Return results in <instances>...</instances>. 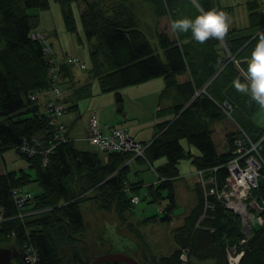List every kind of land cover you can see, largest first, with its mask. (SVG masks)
Instances as JSON below:
<instances>
[{"label": "trees", "instance_id": "trees-1", "mask_svg": "<svg viewBox=\"0 0 264 264\" xmlns=\"http://www.w3.org/2000/svg\"><path fill=\"white\" fill-rule=\"evenodd\" d=\"M54 1L61 5L66 29L74 32L77 20L72 2L75 0ZM77 1L81 3L79 14L90 45V70L99 80L102 91H115L120 111L124 102L121 89L128 85L163 76V92L174 95L175 116L155 125L157 131L146 143L145 157H136L151 162L161 156L167 158L163 165L155 167L167 179L158 185L150 184L147 189L152 202L166 201L163 219L173 220L172 212L177 207L174 180L179 175L181 160L192 155L182 146L183 136L200 148L201 153L193 157L197 168L222 165L217 176L223 184L228 172L224 163L235 155L234 142L243 136L242 129L255 140L262 135L264 124L253 119L258 108L256 102L250 94L237 92L232 81L239 78L246 82L248 61L258 34L264 32V12L255 10L249 2L251 21L248 26L229 24L222 40L209 39L201 44L191 31L179 34L170 31L172 21L195 19L201 10L212 9L229 16L231 6L223 5L220 0H196L199 6L193 0ZM50 6V0H0V43H4L0 47L2 150L15 147L34 170L33 174L24 168L0 173V208L4 217H9L0 222V244L21 252L35 247L39 257L35 264H86L93 249L97 255L106 251L123 252L124 247L135 252L145 250L146 247L132 236L131 225L127 223V214L135 205L125 189L128 185L135 191L141 187L128 180V162L133 154L112 152L105 159L96 149L81 147L80 141L71 138L47 153L48 162L44 164L43 153L29 155L19 148L22 142L35 137L41 142L38 147L46 149L54 135L47 111L30 97L32 92L52 85L50 59L53 55L45 53L41 39L32 37L39 16L29 9ZM147 9L156 16V44L141 28L143 25L151 27L143 21ZM161 17L166 18L163 25ZM68 66L65 63L59 68L60 84L64 82V72H71ZM90 86L91 82L71 86L69 99L63 101L67 104L66 112L77 110L78 100L91 94ZM225 101L234 105L232 116L238 128L227 132V150H219L213 126L214 122L228 116L222 106ZM261 152L264 155V142ZM262 170L264 173V168ZM32 182H37L42 190L27 203L25 210L29 213L19 217L11 190ZM258 184L253 193L264 195V175ZM202 196L203 189L197 204L186 216L188 221L175 229L177 248L169 255L160 256H148L145 250L148 261L141 263L191 264L194 257L202 261L211 259L214 264H230L226 247L236 246L244 250L237 264H264V223L253 227L247 241L241 243L246 235L242 219L220 202L200 220L204 210ZM96 210L101 215L95 213ZM88 211L95 214L90 225L86 219ZM102 214L115 221L104 218L105 229L98 232ZM125 226L129 228L127 233L122 230ZM184 248L188 252L187 261L180 257ZM17 261L14 258L16 264H26L21 257ZM102 264L127 263L107 261Z\"/></svg>", "mask_w": 264, "mask_h": 264}, {"label": "rangeland", "instance_id": "rangeland-1", "mask_svg": "<svg viewBox=\"0 0 264 264\" xmlns=\"http://www.w3.org/2000/svg\"><path fill=\"white\" fill-rule=\"evenodd\" d=\"M51 1V6L47 9H40V8H30L29 11L35 14H38L39 16V24L35 26L37 29L40 30H46L44 32H51V36L49 39H47L50 43L52 40H54V47L56 49L58 48H63L64 51H67L68 54L74 55V56H79L85 63H87V66L89 67L87 71H84L85 75L89 77V80L91 82V94L89 96L84 97L87 102V106L85 107V110L88 111L89 108L91 109H97L98 113V118L101 120H106L103 119L101 110H104V116L109 115V117L113 115H118V111L116 107H114L116 101V93L113 90L110 91H102L100 88L99 80L96 77H93L92 72L90 70V65L91 63V56H90V45H89V40L87 38V35L83 24L81 20V15L79 14L81 9V3L77 0L72 2V7L74 10V14L77 20V29L73 31H69L66 29L65 21H64V16L62 15V8L61 5L54 1ZM220 2L223 5L226 6H231L232 9L229 13V24L231 25H236V26H244L248 20V14L250 12L249 8V2L253 3V6L255 10H260L262 11L264 9V0H220ZM145 15L143 21L149 23L151 27H147L145 25L141 26V28L144 30V32L147 33L149 36L151 42L153 44H156L157 42V37L155 34V26H157L156 23V16L155 13L152 11H149L147 9L146 11L144 10L143 16ZM164 21L161 22V25H163L166 21V18L163 19ZM41 22L43 25H41ZM43 26V27H42ZM44 28V29H42ZM172 31V29L170 30ZM57 36V37H55ZM3 42L0 43V47L3 46ZM161 80H163L165 84V79L163 76L157 77ZM155 78V79H157ZM154 82H151L150 86H155L154 83H156V80H153ZM140 84H132L125 86L121 89L122 94H124V100L127 101V105L131 109H136L138 106L137 102L135 100L130 99L131 97L137 96L140 92L139 86ZM167 97L162 99V105L165 106L164 108L168 106L167 102ZM148 101H154V97L148 98ZM80 102V100H79ZM84 103V102H83ZM82 103V107H83ZM257 104V103H256ZM147 105V104H146ZM80 107V103H79ZM78 107V108H79ZM149 106H145L144 109H139L136 112L138 114L145 115V117L141 119H130L132 120V127L134 130L140 126H136L139 124L142 120L146 121L149 120L151 117L149 116ZM257 111L253 116V119L259 123V124H264V107H261L259 104H257ZM42 108L44 109V106L42 105ZM143 110H148V114L144 113ZM84 113V111H83ZM121 114V112H119ZM66 117L69 120H72L74 118H78L77 126L80 128V119H82L84 116H81L80 118V108L77 111H69L66 113ZM84 121L82 120L83 124ZM102 124H108L106 121H101ZM217 128L220 127L224 131H233L237 130L238 126L236 122L234 121L233 116H227L225 119H221L215 122ZM110 125V123H109ZM215 126V128H216ZM157 127V126H156ZM78 128V129H79ZM152 129V127H151ZM155 130V126H154ZM150 132V128H147L144 130L145 134H148ZM216 136V139L218 141V144H221V140L223 137V134L221 133L220 130H216L214 134V138ZM215 139V140H216ZM186 141V144L184 145V149L187 152H191L192 155L187 156L183 158L181 165L185 164H192V166L196 167L194 162H193V157L195 154H199L200 148L195 145V143L191 142L187 137H184L181 139ZM81 147L88 148L89 145L85 143H80L78 144ZM193 148L197 150L199 153H194V151H191L190 148ZM91 147H89L90 149ZM219 150H227V146L221 147L218 145ZM0 173L6 172L8 170H19L24 168L31 174L34 173V170L30 168L28 160L25 156L21 155L20 153L17 152L16 148H8L2 151L0 153ZM165 156H161L158 158H155L153 161H158L161 158H164ZM149 166V163L147 161H140V160H135V162L132 164V172L129 173V178L132 181L138 180L136 177L139 173V177L145 179L146 181H153L154 178H152L153 173L150 172L147 168ZM140 168V172L138 170ZM189 173L183 174L178 176L179 178L175 179L174 182V188L177 192V204L178 206L174 210V216L173 220L169 219H163L164 212L161 210V206L166 204V201H163L162 203L158 202H152L148 197H145V189L142 188L140 191V196H142V199H140V203L135 205V207L128 212L127 216L129 218L128 221L131 222L132 226H134L135 231L132 230V236L141 244L144 245L146 253L148 256L151 254L155 256H160V255H169L177 248V242L174 237V232L175 229L183 223L184 218L187 216L192 209V207L197 203V196L195 194V183L192 181V177H190ZM27 188H30L34 193H39L41 192V186L37 184V182H32L29 185H27ZM93 209V208H92ZM97 211V210H96ZM95 212V211H93ZM87 213V218L89 225L94 222L92 217H95V214L90 213V211L86 212ZM85 213V214H86ZM99 213V211L95 212ZM89 214V215H88ZM99 215H101L99 213ZM114 214L112 213V216ZM103 216V214H102ZM100 217V224L97 229L98 232H102L105 229V219L110 218V216L106 215L103 217ZM115 221V219L112 217L110 218V222ZM99 223V222H98ZM137 229V230H136ZM123 232H128L129 228L124 227ZM139 235H137V233ZM9 246V245H7ZM10 248H13L12 246ZM124 251H116V252H122V253H127L128 255H131L135 257L137 260L141 262H147L148 258L145 256V250L141 249L140 251L135 252L132 248L129 247H124ZM94 249L92 250V252ZM108 252V251H106ZM113 252V251H111ZM95 253V252H94ZM97 255V254H96ZM191 264H214L213 261L210 260H197L196 258L193 257L191 259ZM86 262L88 264H91V260L87 259Z\"/></svg>", "mask_w": 264, "mask_h": 264}, {"label": "built area", "instance_id": "built-area-1", "mask_svg": "<svg viewBox=\"0 0 264 264\" xmlns=\"http://www.w3.org/2000/svg\"><path fill=\"white\" fill-rule=\"evenodd\" d=\"M264 11V9H263ZM44 34L41 32L34 33V37H40L44 39ZM45 51L50 52L51 48L45 45ZM72 62H79L77 57H71L69 59ZM85 67V64H82ZM52 85L47 88L46 92L49 95L48 102V115L50 124L54 128L53 141L61 142L66 141L69 137L66 134L67 128L64 122L63 111L65 106L58 103L56 98L61 95V87L58 82V70L59 65L52 67ZM32 98L35 99L36 94H32ZM224 106L228 111L233 109V105L228 101L224 102ZM243 136L237 137L236 154L229 161H227L228 171L227 177L223 184L218 181L216 171L220 166L197 168L194 172L197 183L203 189L204 198V210L200 220L213 210L216 202H220L233 213L237 214L243 222V236L241 243L247 241L250 231L253 227L261 226L264 223V195L253 197L252 190L258 187L259 177L264 175L262 168L264 167V156L262 154L263 142H264V130L261 137L257 140L252 139L243 129L241 131ZM86 139L102 152H115V151H131L135 155H143L146 144L135 140L131 135L121 127H115L105 125L101 126L98 122L96 115H92L89 120V129L86 134ZM1 143V140H0ZM54 147V145H53ZM52 147V148H53ZM52 148L47 150L50 151ZM23 152L33 154L36 148L25 142L21 145ZM1 150V144H0ZM156 174V168H153ZM160 180H165L164 176L158 177ZM13 198L16 202V206L23 208L26 202L34 195L31 191L24 188H14L12 190ZM213 198H212V197ZM138 194H134L131 197L132 203L137 204L140 200ZM164 210V207H161ZM23 213H20V216ZM3 211L0 209V221L4 220ZM227 258L231 264H237L244 250H238L236 246L226 247ZM28 258L35 263L38 260L37 249L35 247H29ZM182 261L188 260L187 249H182L180 255Z\"/></svg>", "mask_w": 264, "mask_h": 264}, {"label": "crops", "instance_id": "crops-1", "mask_svg": "<svg viewBox=\"0 0 264 264\" xmlns=\"http://www.w3.org/2000/svg\"><path fill=\"white\" fill-rule=\"evenodd\" d=\"M160 19H161L160 21L163 22L164 21L163 19H165V17H161ZM250 21H251V18H250L249 14H248V20H247L246 24L244 26H239V27L248 26L250 24ZM41 25H43L42 22H41ZM42 29H44V28H42ZM36 30H38V29L36 28ZM43 31H46V30H43ZM45 33L47 35L46 36L47 39H49V37L52 35L51 32H49V31H47ZM55 37H57V36H55ZM53 43H54V40H52L51 43L49 42V44L51 45V47L54 50L55 57H58L59 59H64V58H67L68 56H72V55L68 54L67 51H64L63 48L56 49L54 47ZM68 67H70V71L71 72H68V71L64 72L66 76L63 77L64 78V80H63L64 82L61 83V86H62V89H63V95H62V97L60 99L62 101H64V98L69 99L68 95L70 94L71 86H73L74 84H76L77 86H79V85L81 86V85H84L85 83L87 84V82H90L89 77L84 74L85 73L84 70L81 69L78 65L69 64ZM155 78H157V77H155ZM155 78H152V79H149L147 81L139 83L140 85H138V86L140 88V91H142V92H140L137 96H134V97L130 98V99L135 100L137 102L136 106H138V107L136 109L129 108L128 105H127V101L124 100L123 105H122L123 106V110L120 111L118 109V104L115 103L114 107H116V109L118 111V115H113L111 117H109V115L104 116L105 111L101 110V114L103 116L102 118L106 119V120H101L100 118H98L99 124L100 125H109V123H110L109 127L110 126H117V127L125 128L130 133V135H132V137H134L136 140L142 141L144 143L150 142L154 138V135L156 134V131H157V127L155 125L158 122H160V121H163V120H166V119H171V118H173L175 116L174 111L172 109V105H173L172 103H174V95L170 94V93H164L163 92L164 91V86H165V84L163 83L164 81L159 79V78H157V79H155ZM181 78L183 79L184 76H182ZM67 79H69L68 82H66ZM153 80H156L155 81L156 83H154L155 86H150L151 82H154ZM122 96H124V94ZM151 97H154V101H148L147 100L148 98H151ZM166 97L168 98L167 99L168 106L165 109L164 108L165 106H163L161 103H162V99L166 98ZM37 100H38L39 104H41V108H42V105L44 106V109L42 108V110L45 111L46 100H47L46 97L45 96H41ZM77 103H78V107H79V103H80V107H79L80 108V118H81V116H84L82 119H80V128L77 126V122L79 120L78 119L79 117L78 118L76 117L77 120L75 122H73L76 118H74L72 120L67 119V117H66V113L67 112L65 111L64 114H63V118H64L63 120H65V122L67 123L68 127L70 128L69 129L70 133H71V135L74 138H76L78 141H80V143L83 142V143L89 145V143L86 140H84L83 136H84V133L87 130V128L89 129V119H90L89 117L91 115H93V114L97 115L98 111H97V109H91V108H89L88 111H86L85 107L87 106V102H86V99L84 97L80 99V102L78 100ZM82 103H83V107L84 108H81L82 107ZM146 104L149 106L148 107L149 108V114H148V110H143V111H144V113H147L149 115L147 117H151V118L149 120H146V121L142 120L139 124L136 125V126H140V125L141 126L134 130V128L132 127V123H131L132 120L130 121V119H141V118L145 117V115H142V114L140 115L136 111L139 110V109L140 110L144 109V107L147 106ZM66 106H67V104H66ZM78 107H77V110H79ZM77 110H74V111H77ZM83 111H84V113H83ZM119 112H121V114ZM97 117H98V115H97ZM82 120L84 121L83 124H81ZM101 121H103V122L106 121V123H108V124H102ZM154 126H155V130H154ZM215 126H216V123L214 122V126H213L214 130H215L214 134H215L216 130H220L221 133L223 134V137H222V140H221V144H218V141H217L216 136H215V138H214V140L216 139L215 140V142H216L215 144L220 145L223 148V147H225L227 145L226 142H227V138H228L227 137L228 136V133H227L228 131L227 130L224 131L220 127L217 128V126L215 128ZM151 127H152V129H151ZM147 128H150V132L148 134H145L144 130H146ZM181 143H182V146L185 147L184 145L186 144V141L181 140ZM89 147L94 149V147H92L91 145H89ZM190 150L194 151V153H199L197 150L193 149L192 147L190 148ZM98 152L100 153V155H103L105 159H107L108 154H106L104 152H101V151H98ZM135 160L137 161L138 159L134 158V159H132V160H130L128 162L129 168H127V169H129V173L132 172L131 168H132V164L135 162ZM182 160H181V162H182ZM166 161H167V158L164 157V158H161L158 161H152L151 163H149V166L145 167L150 172L153 173L152 178H154L156 176L153 181H146L145 179L139 177V173L136 176V177H138L137 178L138 180L132 181L129 178V173H128L129 182H137L138 185H141V187L137 191L132 190L131 187L128 185L126 187V189H125L127 194H128V196L132 197L134 194H138L140 196V191L143 188V189H145L144 199H145V197H148L151 200V196L149 195V192H148L147 188H148V186L150 184H155V185L159 184L158 178H157L158 176L155 173V171L153 170V168L158 167L160 165H163ZM181 162H180V164H181ZM180 164H179V175L178 176L186 174V173H189V175H191L190 177H192V181L196 185L195 186L196 187L195 188V194L197 196V200H199L198 196H199L200 191H201L202 188L197 183L196 178H195V174H194V172L196 171L197 167H194V166H192V164L188 163V164H185V165L184 164L181 165V168H180ZM138 170L140 172V168H138ZM178 176H176L175 179L179 178ZM174 182H175V180H174ZM23 187L28 189L29 191H31L33 193V195L35 194L30 188H27V186H23ZM174 190H175V188H174ZM175 193H176V197H177L176 190H175ZM140 199H142V196H140ZM140 201L138 203H140ZM176 203H177V198H176ZM137 204H134V205H137ZM177 206H178V204H177ZM163 207L166 209L165 205H163ZM175 209L176 208H174V210ZM191 210H190V212H191ZM189 213L186 214V215H189ZM173 216H174V211L172 212V217ZM187 221H188V219L185 217L183 223L180 224L178 227L184 225ZM127 223H129L131 225V226H129L130 229L135 231V228H134V226H132L131 222L128 221ZM138 233H140V232H138Z\"/></svg>", "mask_w": 264, "mask_h": 264}, {"label": "clouds", "instance_id": "clouds-1", "mask_svg": "<svg viewBox=\"0 0 264 264\" xmlns=\"http://www.w3.org/2000/svg\"><path fill=\"white\" fill-rule=\"evenodd\" d=\"M171 29L177 34L191 31L193 38L203 44L209 39L222 40L226 36L229 17L223 11L201 10L195 19L173 20ZM244 79L246 82H241L239 78L232 81L235 90L241 94H250L253 101L264 107V32L258 34Z\"/></svg>", "mask_w": 264, "mask_h": 264}, {"label": "bare ground", "instance_id": "bare-ground-1", "mask_svg": "<svg viewBox=\"0 0 264 264\" xmlns=\"http://www.w3.org/2000/svg\"><path fill=\"white\" fill-rule=\"evenodd\" d=\"M198 5V4H197ZM199 6V5H198ZM264 12V11H263ZM264 14V13H263ZM37 32H41V33H43L45 36H44V39H43V37L42 38H40V37H34V33H37ZM47 35H46V33L43 31V30H40V29H38V30H34L33 31V33H32V37H34V38H39V39H41L42 40V42H43V44H44V46L45 45H48V47H50L51 48V51L50 52H46L45 51V47H44V51H45V53L46 54H48V55H53V57H51V61L53 62V66L52 67H54L55 65H59V68H60V66L62 65V64H64L65 65V63H68V64H75V65H78L81 69H83L84 71H87V69L89 68L88 66H87V63H85V61H83L79 56H68L67 58H64V59H59L58 57H55V54H54V50H53V48L51 47V45L49 44V42H48V40H47V37H46ZM71 57H77L78 59H79V62H72V61H70L69 59L71 58ZM82 64H85V67H83L82 66ZM52 67H50L51 68V76H52V74H53V72H52ZM60 76H59V70H58V78H59ZM60 87H61V91H62V93H61V95L60 96H58L57 98H56V100H57V102L58 103H60V104H62V105H64L65 106V108H64V111H63V114H64V112L66 111V108H67V106H66V103H64L60 98L62 97V95H63V89H62V86H61V84H60ZM49 88V87H48ZM46 90H47V88H45V89H42V90H39V91H35V92H32L31 94H30V97L32 96V94H36V97H35V99L34 98H32L31 97V99L32 100H37V99H39V97H41V96H45L46 97V108H45V110L48 112V102H49V95L47 94V92H46ZM231 104V103H230ZM233 105V104H232ZM222 106H223V108L225 109V112L227 113V115H229V116H232V113H233V110H234V105H233V109L231 110V111H228L227 109H226V107L224 106V103L222 104ZM93 115H96V114H93ZM92 116V115H91ZM90 116V117H91ZM62 117H63V115H62ZM89 117V118H90ZM96 117H97V115H96ZM64 119V118H63ZM62 119V120H63ZM97 119H98V117H97ZM90 120V119H89ZM64 122H65V120H64ZM98 122H99V120H98ZM49 123H50V121H49ZM65 124H66V128H67V131H66V134L68 135V139H71V138H74L72 135H71V133H70V130H68L69 129V127H68V125H67V123L65 122ZM51 125V124H50ZM52 126V125H51ZM101 126H105V125H101ZM115 127H117V126H115ZM52 128H53V126H52ZM122 128V127H121ZM54 129V128H53ZM125 129V128H124ZM126 130V129H125ZM127 131V130H126ZM263 131V130H262ZM87 132H88V128H87V130L85 131V133H84V136H83V138H84V140H86L88 143H89V145H91L92 147H94V149H96V150H98L95 146H93L91 143H90V141H88L87 139H86V134H87ZM128 132V131H127ZM129 133V132H128ZM263 133V132H262ZM130 134V133H129ZM54 136V135H53ZM131 137H132V135H131ZM134 138V137H133ZM67 139V140H68ZM76 139V138H75ZM135 139V138H134ZM1 140V139H0ZM66 140V141H67ZM136 140V139H135ZM257 140V139H256ZM50 141H52V144L51 145H49V147H47L46 149H40L38 146L41 144V142H39V140L37 139V138H32L31 140H25L24 142H22L21 144H20V146H19V148H20V150L22 151V149H21V145L23 144V143H25V142H28L30 145H32V146H34L35 148H36V151H35V153H33V154H37V153H39V152H41V153H43L44 154V159H43V163L44 164H47V162H48V158H47V153H49L50 151H52L53 150V148L57 145V144H60L61 142H65V141H61V142H55V141H53V137H52V139L50 140ZM139 141V140H138ZM142 142V141H141ZM2 143V142H1ZM0 143V144H1ZM144 143V142H143ZM146 144V143H145ZM53 145H54V147H53ZM146 146H147V144H146ZM2 147H3V145L1 144V150H0V153H2ZM53 147V148H52ZM49 148H52L50 151H48L47 152V150L49 149ZM146 148V147H145ZM236 150H237V147H236ZM236 150H235V154H236ZM98 151H101V150H98ZM23 152V151H22ZM102 152V151H101ZM115 152H129V153H131V154H133V156H132V158L130 159V160H132V159H134V158H136V157H139V156H141L142 158L143 157H145V149H144V152H143V155H135V153L134 152H131V151H115ZM23 153H26V152H23ZM104 153H106V154H109V153H112V152H104ZM27 154H29V155H33V154H30V153H27ZM263 154V153H262ZM1 155V154H0ZM235 156V155H234ZM264 156V155H263ZM231 159V158H230ZM229 159V160H230ZM228 160V161H229ZM145 161H147L148 163H151V161H149V160H145ZM225 165H226V167H227V170H228V166H227V163H224ZM217 166H222V165H217ZM212 167H214V166H212ZM219 167V168H220ZM219 168L217 169V171L219 170ZM264 168V167H263ZM262 168V169H263ZM217 171H216V175H217ZM157 173H158V171H157ZM229 173V171L227 172V174ZM262 173H263V170H262ZM159 174V173H158ZM158 174H157V176H158ZM227 174H226V177H227ZM160 175V174H159ZM161 176V175H160ZM226 177H225V179H226ZM261 177V176H260ZM260 177H259V179H260ZM163 180H160L159 178H158V182L160 183V182H162ZM219 181V180H218ZM225 182V181H224ZM259 186V185H258ZM19 187H21V188H24L23 186H19ZM19 187H14V188H19ZM14 188H12V190L14 189ZM24 189H26V188H24ZM12 190H11V193H12ZM26 190H28V189H26ZM253 191L254 190H252V196L253 197H258V195H255L254 193H253ZM12 197H13V195H12ZM212 197V196H211ZM33 198V197H32ZM31 198V199H32ZM213 198V197H212ZM14 199V198H13ZM31 199H29L27 202H26V204H25V206L21 209V208H19L18 206H17V208H18V214H17V216H19V217H24V215H26V214H28L29 212H27L26 210H25V208H26V205H27V203L31 200ZM15 201V200H14ZM15 204H16V202H15ZM17 205V204H16ZM15 205V206H16ZM2 211H3V209L2 208H0ZM23 213V215H21L20 216V213ZM3 214H4V211H3ZM4 217V216H3ZM6 218H9V217H5V219ZM4 219V220H5ZM1 222V221H0ZM29 249V248H28ZM28 249L25 251L27 254H28ZM38 256V255H37ZM38 260H39V257H38ZM37 260V261H38ZM36 261V262H37ZM139 261V260H138ZM35 262V263H36ZM140 263H141V261H139ZM35 263H32V264H35ZM230 263V262H229ZM143 264V263H142ZM231 264V263H230Z\"/></svg>", "mask_w": 264, "mask_h": 264}, {"label": "water", "instance_id": "water-1", "mask_svg": "<svg viewBox=\"0 0 264 264\" xmlns=\"http://www.w3.org/2000/svg\"><path fill=\"white\" fill-rule=\"evenodd\" d=\"M196 4V0H193ZM94 260L91 264H102L107 261L125 262L127 264H142L135 257L122 252H106L96 255L93 251ZM21 257L25 260L26 264H32L28 258L27 253L21 252L17 248L0 244V264H16L14 258ZM88 264V262H86Z\"/></svg>", "mask_w": 264, "mask_h": 264}, {"label": "flooded vegetation", "instance_id": "flooded-vegetation-1", "mask_svg": "<svg viewBox=\"0 0 264 264\" xmlns=\"http://www.w3.org/2000/svg\"><path fill=\"white\" fill-rule=\"evenodd\" d=\"M88 259L91 260V262H93V260H94L93 252H92V255H91ZM15 260H16V262L18 263L17 258H15Z\"/></svg>", "mask_w": 264, "mask_h": 264}]
</instances>
